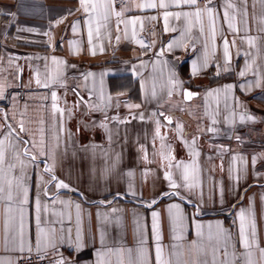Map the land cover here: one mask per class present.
Here are the masks:
<instances>
[{
    "label": "crops",
    "instance_id": "0c3cea01",
    "mask_svg": "<svg viewBox=\"0 0 264 264\" xmlns=\"http://www.w3.org/2000/svg\"><path fill=\"white\" fill-rule=\"evenodd\" d=\"M86 3L0 0V141L5 180L16 178L0 199V260L17 264L54 230L56 247L42 236L37 252L61 248L66 264H139V249L156 264L157 235L165 264H213L223 229L234 264H264V0L211 13L184 0ZM186 167L195 187L171 188L166 173L183 185ZM242 209L250 241L255 223L248 249Z\"/></svg>",
    "mask_w": 264,
    "mask_h": 264
},
{
    "label": "snow or ice",
    "instance_id": "6c2138e0",
    "mask_svg": "<svg viewBox=\"0 0 264 264\" xmlns=\"http://www.w3.org/2000/svg\"><path fill=\"white\" fill-rule=\"evenodd\" d=\"M184 3L188 4L189 6H196L197 0H184ZM209 3H211V0H209ZM80 4L81 7H83L85 9V11H88L89 5L86 3V0H80ZM106 7H110L111 6V0H109V3L107 5H105ZM155 4H149L147 5V7H155ZM161 7H166L165 4L161 3L160 5ZM92 7H96V5H92ZM205 10L209 13L212 12V9L207 7V5H205ZM3 14V13H0ZM117 16L120 15V13L116 14ZM177 16L181 15L180 13L176 14ZM183 15L185 16H189V15H196L199 16L200 15V10L197 9V11L195 13H183ZM227 15V14H226ZM73 30L75 31V26H73ZM189 97L192 95L191 93L187 94ZM53 99H55V93H53ZM23 130V129H21ZM8 137L6 136L5 139H7ZM3 141H0V199H4V194H5V185H7V199L9 201H11L13 199V180L16 178H9L7 180H5V176H4V164H5V158H4V151H3ZM18 159V156H17ZM33 160H35V157L32 158ZM256 161V157H253V163H255ZM22 163V162H21ZM8 172L10 173L11 170L15 167V165L13 164H9L8 166ZM46 170H50L48 168H46ZM129 175H131V173H129ZM166 178L170 180V187L171 188H180V187H184L186 190H191L193 187H195L194 184L189 183V174L187 171V167L185 168V172L183 173V180H184V184L183 185H178L176 184L174 181H171V178L168 176V174L166 173ZM53 179H55V177H53ZM238 179V178H237ZM58 187L61 188H67L68 186L66 184H64L63 182H60L58 185ZM24 193V197H25V202H26V198H27V189L24 188L23 190ZM165 195H171V196H180L179 191L176 192H171V193H165ZM181 199H183V197H181ZM77 208H79V205L76 206ZM175 208V209H179V205H171L169 207V212H171V210ZM40 202L39 199L37 200V226L39 227V223H40ZM240 228H239V238H240V242L243 245V247L245 249H248L252 246V244L255 243V223H254V219L253 222L251 224V235H252V240H249V233H248V226L245 223V217H244V210L242 209L240 212ZM158 216V213H153V218H154V224H153V230L154 232L156 231V223H155V219ZM179 221L182 223L183 217L180 216ZM203 226L201 225H197L198 231H197V236L200 237L202 236V232L199 231V229H201ZM209 228H211L212 226L209 225ZM217 228L219 229L220 226L217 225ZM19 237V250L21 252L24 251L25 247H26V240H25V236H24V229H23V217L21 216V223H20V230L19 233L17 234ZM44 237L47 239L48 242V246L49 247H56V242H55V231L51 230L50 235L49 234H45V233H38L37 236V251H40L41 248V237ZM179 238V237H177ZM211 238V237H210ZM17 239V236H13L12 237V241L15 242ZM77 239H79V236L77 237ZM101 241L103 242V233H101ZM231 241V236L230 234L227 232V230H223L221 229L219 231L218 234V238H217V244L216 246L213 248V264H234L235 261V255L234 253H229L228 252V246L230 244ZM8 240L6 237V244H7ZM195 243V242H194ZM223 248L224 249V256L225 259L223 261H218L216 258V254L220 251V249ZM29 251H31V249H28ZM119 251V250H118ZM129 252V254H131V249L127 250ZM138 251L141 252L142 255V259L139 261V264H147V258H146V254L144 253L143 249H139ZM162 248L159 244V236L157 235V243H156V249H155V259H156V264H165V262L162 260ZM260 253H261V258L264 259V249H260ZM100 254L98 253V256ZM248 256H250V253L246 254ZM230 257V258H229ZM0 264H4L3 260H0ZM57 264H66V262L61 258L60 260L57 261ZM98 264H109V262H98ZM129 264H132V261H129ZM168 264H171V262H168ZM204 264H207V262L205 261ZM245 264H253V261L251 259H245Z\"/></svg>",
    "mask_w": 264,
    "mask_h": 264
},
{
    "label": "built area",
    "instance_id": "2783aa9c",
    "mask_svg": "<svg viewBox=\"0 0 264 264\" xmlns=\"http://www.w3.org/2000/svg\"><path fill=\"white\" fill-rule=\"evenodd\" d=\"M132 0H114L116 7L122 8ZM220 0H197L199 4L207 5L219 2ZM65 259V251L61 248L55 249L48 253L40 254L37 251H33L29 255L20 256L17 260V264H57L60 259Z\"/></svg>",
    "mask_w": 264,
    "mask_h": 264
}]
</instances>
